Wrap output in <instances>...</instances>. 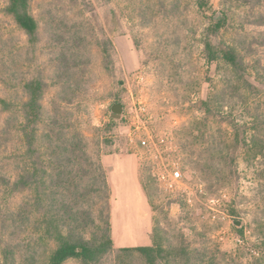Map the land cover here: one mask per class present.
<instances>
[{"label":"rangeland","instance_id":"374dc122","mask_svg":"<svg viewBox=\"0 0 264 264\" xmlns=\"http://www.w3.org/2000/svg\"><path fill=\"white\" fill-rule=\"evenodd\" d=\"M200 1L31 0V5L42 30L47 12H58L88 38L83 56L89 89L72 110L90 154L101 158L107 175L119 167V158L126 168L120 178L131 179L119 184L113 173L114 186L109 182L115 248L184 240L230 264H264V152L258 144L264 139V26L257 22L264 4L206 0L200 6ZM5 6L0 0V98L20 100L21 83L43 76L50 84L43 104L50 111L59 89L53 79L55 48L47 35L31 45ZM220 19L225 26L214 34ZM104 38L114 44V75L103 66L98 39ZM207 41L235 45L256 88H246L224 60L209 59ZM117 103L121 114L112 109ZM6 118L0 104V130ZM147 131L154 137L151 148L141 142ZM0 143V169L10 175L9 157L21 142L13 133L0 135ZM128 169L137 174L139 191V201L130 204ZM174 169L181 170V180L161 187L158 176ZM21 202L22 196L0 191L3 209ZM38 245L39 264H48L52 245ZM65 264L82 262L73 258ZM98 264H117L116 252L101 255ZM127 264L144 262L133 257Z\"/></svg>","mask_w":264,"mask_h":264},{"label":"trees","instance_id":"16d2710c","mask_svg":"<svg viewBox=\"0 0 264 264\" xmlns=\"http://www.w3.org/2000/svg\"><path fill=\"white\" fill-rule=\"evenodd\" d=\"M252 1V0H250ZM259 5L264 0L258 1ZM206 0L200 1L205 6ZM4 11L27 35L31 45L47 35L55 50L52 52L53 79L58 86L50 111L43 99L50 84L41 76L21 83L20 100L0 98L7 113L0 130L5 137L16 133L21 145L10 159L12 174L0 169V191L5 188L13 196H22L17 208L0 206V264H39V245L50 243L48 264H65L80 259L82 264H98L100 256L111 251L117 264L140 257L144 264H230L208 248L191 247L187 241H169L166 245L120 246L115 248L112 237L111 188L101 158L89 152V144L74 118L73 107L88 91L87 62L83 48L88 38L77 23L58 12H47L40 21L32 11L31 0H6ZM264 26V13L258 14ZM225 20L213 27L220 34ZM98 39L103 66L114 75L109 38ZM209 59H222L229 64L249 90L255 85L246 78V61L235 45L223 41L220 46L207 41ZM206 103L205 101H203ZM264 152V139L259 140ZM2 143H0V147ZM99 211V215H97Z\"/></svg>","mask_w":264,"mask_h":264},{"label":"crops","instance_id":"0c3cea01","mask_svg":"<svg viewBox=\"0 0 264 264\" xmlns=\"http://www.w3.org/2000/svg\"><path fill=\"white\" fill-rule=\"evenodd\" d=\"M116 162H117V164H119V167L116 166V169L114 170V172L110 173L111 174L110 176H109V172H108V176L110 177L109 182L111 183V182L114 181L112 175H113V173H115V180H116V182H118L119 184L121 182H123L124 184L130 183V180L131 179L126 178L125 175L122 178H120V175L122 173H124V171H126V168H124L125 165L121 163V160H119V158L116 160ZM128 171H129V169H128ZM136 175L137 174H134V176H133V174L131 175V172L129 171L130 178H133L132 185H131V186H133V188H132L131 192H129L130 190L127 191V188H126V192L128 194L127 195V198H126L127 199L126 200L127 201L126 204H130L131 203V200H133L135 202V198H136V201L139 199V198H137L139 196V193H138L139 191H138V189L136 187V184H138V178H137V181H136ZM113 186H114V182H113ZM136 190H137V193H136ZM124 240H126V239H124ZM127 246H133V245H127Z\"/></svg>","mask_w":264,"mask_h":264},{"label":"built area","instance_id":"2783aa9c","mask_svg":"<svg viewBox=\"0 0 264 264\" xmlns=\"http://www.w3.org/2000/svg\"><path fill=\"white\" fill-rule=\"evenodd\" d=\"M143 145L151 148V144L154 143V137L150 132H146V136H143L141 140ZM183 177L180 169H174L170 174L162 173L158 176V181L160 182V186L163 188H172L175 184H177L181 178Z\"/></svg>","mask_w":264,"mask_h":264},{"label":"water","instance_id":"95a60500","mask_svg":"<svg viewBox=\"0 0 264 264\" xmlns=\"http://www.w3.org/2000/svg\"><path fill=\"white\" fill-rule=\"evenodd\" d=\"M112 109L114 112H116L117 114H121L122 111H123V105L121 103H117V104H114L112 106ZM119 116V115H118ZM239 224V223H238Z\"/></svg>","mask_w":264,"mask_h":264}]
</instances>
